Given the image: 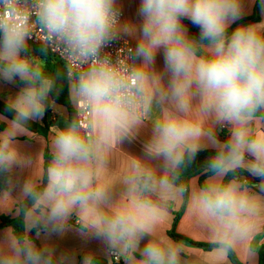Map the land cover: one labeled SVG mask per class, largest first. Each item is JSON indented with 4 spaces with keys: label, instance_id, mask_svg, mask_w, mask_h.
Returning a JSON list of instances; mask_svg holds the SVG:
<instances>
[{
    "label": "clouds",
    "instance_id": "obj_1",
    "mask_svg": "<svg viewBox=\"0 0 264 264\" xmlns=\"http://www.w3.org/2000/svg\"><path fill=\"white\" fill-rule=\"evenodd\" d=\"M244 14V0H140L134 24L121 20L118 0H0V81L23 85L7 100L13 119L0 118V210L23 219L22 230L0 237V264H74L31 235L63 234L73 219L82 237L106 245L108 264H200L199 253L168 235L177 205L220 264H256L264 244V21L233 28ZM125 37L135 48L106 51ZM34 38L60 55L61 69L48 71L32 54ZM61 79L74 114L43 141L48 158L42 151L33 159L17 137L32 135L29 122L55 107ZM149 124L143 155L123 151ZM207 148L214 154L203 183L185 178ZM117 155L125 161L118 174ZM17 169L28 175L13 197ZM82 264H97L95 255Z\"/></svg>",
    "mask_w": 264,
    "mask_h": 264
},
{
    "label": "crops",
    "instance_id": "obj_2",
    "mask_svg": "<svg viewBox=\"0 0 264 264\" xmlns=\"http://www.w3.org/2000/svg\"><path fill=\"white\" fill-rule=\"evenodd\" d=\"M257 1L258 0H244L245 14L240 20L236 21V23L243 19L250 18L254 15L255 5ZM118 3L120 4L122 8V13H123L121 20L130 21L134 24H139L140 21L136 15V12H137V8L139 6L140 0H118ZM257 16H258V21L254 23H259L261 21H264V9H262L261 5L258 8ZM125 38L128 39L135 48L136 41L132 39L131 37H125ZM30 47L32 49L31 44H30ZM156 67L159 70L163 69L162 54L157 55ZM20 87L21 86L18 85L17 82L13 84H9V83L0 81V101L7 104V100L9 96H14L18 92ZM54 105L55 107L50 106L47 109V111L44 113L41 119L34 120L37 123V127H38L37 132H32L27 129L28 132L31 133L32 135L24 134V135H20L17 137L20 150L23 153L30 155L33 159H35L37 155L40 154L42 151L45 154V158L46 159L48 158V149L45 147L43 141H46L48 139L49 135L51 134L50 130L52 127H62L64 124L65 118L66 117L69 118L68 110L66 107L56 104V103H54ZM0 118L7 119L1 114H0ZM4 119H0V125L4 127L3 130L7 126L4 122ZM150 129H151V125L149 124L147 127H145L144 129L140 131V133L134 140L130 142L126 140L121 145L123 151H125L126 153L130 155H143V144L148 140L150 136ZM227 136H228V132L226 128L218 130L217 138L220 141H224L225 139H227ZM207 149H211V148H207ZM124 166H125V161L119 155L114 156L113 167L116 169V174L122 171L124 169ZM27 175H28V170L26 169L23 171L19 169L15 170L13 179L17 182V186L12 190L13 197H15L17 193L19 192V185L23 182V180L27 177ZM193 177L199 178V175H196ZM108 178L112 179L114 178V176L108 177ZM253 178H257V177H253ZM248 180L253 185L260 184V182H253L249 178ZM3 217L10 218L11 224L2 226L1 220ZM18 217L19 215H17L15 211L9 212V211L0 210V237L3 236V234L5 233L7 229L9 228L15 229V226H17L19 223ZM69 225L70 227L63 234H59V233L49 234L41 230L39 237H37L35 230H33V236H34L35 242L37 243V245L47 242L48 244L54 247L57 256H59L61 253H66L69 255V257L73 258L74 264H82L83 257L89 253H92L95 255L96 261L98 260L100 262L108 264L110 255H109L106 245L101 240H98L95 238L82 237L77 230L79 226L75 223L74 219L69 221ZM168 229H169L168 235L175 240H183V239H177L171 236L172 233L179 237L188 239L192 243L201 244V246H199L196 244L189 243L186 240H183L190 246L191 252L200 254L201 256L200 264H220V259L211 252V248H206V246L209 245L206 242V240L203 237L197 235L196 233L189 231L188 220L184 215V210L181 205H177L174 211L171 213L169 217ZM262 245L264 244H260L259 248ZM121 264H124L123 260H121ZM256 264H258V254L256 257Z\"/></svg>",
    "mask_w": 264,
    "mask_h": 264
},
{
    "label": "trees",
    "instance_id": "obj_3",
    "mask_svg": "<svg viewBox=\"0 0 264 264\" xmlns=\"http://www.w3.org/2000/svg\"><path fill=\"white\" fill-rule=\"evenodd\" d=\"M260 5H261L260 0H258L256 5H255L254 15L250 18H246V19H243V20L237 22L232 27L235 28L240 23L249 24V23H254V22L258 21L257 11H258V8ZM183 23L185 24V26L187 27V29L191 35L198 37L200 30L197 26L193 25L191 22H189L187 20H184ZM31 50H32L33 55H36V56H38L41 59L46 61L48 71L55 72L58 69L62 68L63 63L60 61H57L53 57H51V55L49 54L48 51H46V52L42 51L40 45H32ZM16 82L21 87L23 86L22 82H20L18 79ZM51 99L54 103L62 105V106L67 108L69 118L74 114V109H73L72 104H71L70 99H69L67 80L61 79L58 81V88H57V90H55L52 93ZM0 114L9 120L13 119V117H14V114L7 109V104L2 102V101H0ZM3 128L4 127L2 125H0V131H2ZM27 129L32 131V132H37V130H38L37 123L35 121H30L29 124L27 125ZM213 154H214L213 149H205V150H201L200 152H198L194 161L185 170V173H184L185 178L189 179L193 176L199 175V181H200V183H203V180L206 178V176L203 174L202 169H203L204 165L206 164L207 160ZM243 175L247 176V178H249L253 182H260L259 178H253V177L249 176L247 173H243ZM5 187H6L5 177L0 175V191H3ZM18 221H19V223L17 226H15V229L17 231H20V230H22V227H23L22 216L19 215ZM9 224H11V219L8 217H3L1 220V225L5 226V225H9ZM31 235H32V238L34 239L33 232L31 233ZM171 236H173L177 239H183V240L188 241L189 243H192L190 240L179 237L177 235H174L173 233ZM34 241H35V239H34ZM192 244H196V245L201 246V244H199V243H192ZM206 248H211V247H210V245H208V246H206ZM231 262H232V264H240V262L238 261V259L236 257H232ZM97 264H105V263L97 260ZM258 264H264V245H262L258 250Z\"/></svg>",
    "mask_w": 264,
    "mask_h": 264
},
{
    "label": "built area",
    "instance_id": "obj_4",
    "mask_svg": "<svg viewBox=\"0 0 264 264\" xmlns=\"http://www.w3.org/2000/svg\"><path fill=\"white\" fill-rule=\"evenodd\" d=\"M122 18V17H121ZM125 40H127V43H125ZM29 43L31 45H40L41 46V43L38 39H32L29 41ZM128 48H134L133 44L126 38H123V39H119V40H116V41H113L109 47L106 49V51L110 52L113 57L117 56L118 53L120 52V50L122 49H128ZM49 52V54L51 55V57H53L55 60L57 61H60L63 63L60 55L55 51V50H47ZM110 255V254H109ZM119 264H121V261H119Z\"/></svg>",
    "mask_w": 264,
    "mask_h": 264
}]
</instances>
